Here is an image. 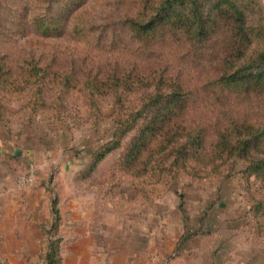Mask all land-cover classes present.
Listing matches in <instances>:
<instances>
[{
	"label": "rangeland",
	"instance_id": "374dc122",
	"mask_svg": "<svg viewBox=\"0 0 264 264\" xmlns=\"http://www.w3.org/2000/svg\"><path fill=\"white\" fill-rule=\"evenodd\" d=\"M188 1L172 11L188 13L197 2L211 22L218 13L224 23L242 16L251 39L239 60L251 55L256 62L244 72H264V0ZM36 2L0 0V56L9 66L16 68L30 54L49 56L66 43L77 45L64 33L70 27L60 26L66 10L72 19L88 8L94 23L118 14L110 0H55L50 14L45 0ZM38 13L52 20L47 35ZM229 25L214 37L226 40ZM97 36L105 41L113 32ZM182 40L186 48L189 40ZM205 60L216 65L223 58ZM45 89L33 96L28 88L0 81V264H264V183L248 175L243 160L230 176L187 174L173 165L178 158L133 162L124 151L136 127L113 145L120 126L108 117V99L100 100L98 113L77 95L62 94L57 86ZM108 144L113 150L98 158Z\"/></svg>",
	"mask_w": 264,
	"mask_h": 264
},
{
	"label": "trees",
	"instance_id": "16d2710c",
	"mask_svg": "<svg viewBox=\"0 0 264 264\" xmlns=\"http://www.w3.org/2000/svg\"><path fill=\"white\" fill-rule=\"evenodd\" d=\"M37 1L36 6L44 0ZM184 1L110 0L112 12L118 14L101 23L89 21L90 12L83 6L72 19L66 10L60 26H69L64 33L79 43H66L65 50L54 48L49 56L30 54L16 68L0 56V81L15 89L28 88V93L37 96L45 88L57 86L62 94L77 95L98 113L100 100L108 99L112 108L108 117L120 126L110 142L120 145L136 127L124 151V157L133 162L137 158H178L173 165L177 163L187 174L202 170L206 175L230 176L243 160L248 175L254 174L264 183V118L251 117L264 111V72H244L256 62L251 55L239 60L251 39L245 35L248 26L242 16L231 22L227 18L224 23L221 13L215 19L210 17L211 22L192 0L188 13L172 11ZM45 2L50 14L55 0ZM38 14L43 21L39 27L47 35L52 20ZM225 25L231 28L226 40L214 37ZM107 31L113 36L105 41L97 36ZM183 38L189 40L186 48L181 45ZM220 43L223 50L216 48ZM209 56L223 60L216 65L202 61ZM62 94L57 95L59 104ZM232 96L243 98L234 101ZM214 110L218 114H211ZM112 150L108 144L98 158ZM170 170L174 176L176 172ZM259 203L264 210V200Z\"/></svg>",
	"mask_w": 264,
	"mask_h": 264
}]
</instances>
